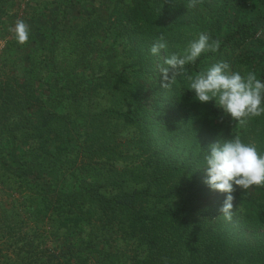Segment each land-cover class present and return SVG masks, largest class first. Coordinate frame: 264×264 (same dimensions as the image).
<instances>
[{
    "label": "trees",
    "instance_id": "trees-1",
    "mask_svg": "<svg viewBox=\"0 0 264 264\" xmlns=\"http://www.w3.org/2000/svg\"><path fill=\"white\" fill-rule=\"evenodd\" d=\"M105 1L106 20L92 8L74 35L46 33L49 61L0 84V264H264V187L232 193L235 227L198 168L233 136L264 152V116L240 126L187 79L223 60L264 80V0ZM201 32L219 48L165 80Z\"/></svg>",
    "mask_w": 264,
    "mask_h": 264
},
{
    "label": "clouds",
    "instance_id": "clouds-1",
    "mask_svg": "<svg viewBox=\"0 0 264 264\" xmlns=\"http://www.w3.org/2000/svg\"><path fill=\"white\" fill-rule=\"evenodd\" d=\"M14 35L19 44L28 41L29 28L25 22L17 21ZM166 48L167 43L161 37L150 51L155 56ZM218 48V41H211L207 33L201 32L181 54L167 56L159 66V72L165 80H169L170 70H173V77L182 75L186 65L195 63L203 53L215 52ZM187 79L188 89L194 91L195 100L200 103L214 100L216 106L240 126L250 118L264 116V80L258 79L255 72L242 75L239 71H232L227 61L221 60ZM198 168L206 169L204 183L211 190L225 194L220 208L225 219H231L232 193L237 187L243 191L253 186L264 187V152L245 143L239 136L212 143Z\"/></svg>",
    "mask_w": 264,
    "mask_h": 264
},
{
    "label": "rangeland",
    "instance_id": "rangeland-1",
    "mask_svg": "<svg viewBox=\"0 0 264 264\" xmlns=\"http://www.w3.org/2000/svg\"><path fill=\"white\" fill-rule=\"evenodd\" d=\"M106 2L105 0H11L5 14L2 15L0 26V84L12 75L34 76L32 60H41L42 64L49 61L47 52L42 51L47 48L45 46H48L47 34L52 31V36L54 35L57 41L58 29L69 27L67 35H74L72 30L82 23V14H88V11L92 8H98L99 11L104 12L102 19L106 20L108 16L107 6H112V2L108 1L107 4ZM17 21L25 22L29 28V39L24 44L17 43L15 39L14 28ZM46 27L47 29H45ZM114 34V30H112L106 34V37H113ZM259 36L264 37V20L261 23ZM101 41V39L97 40L98 43ZM256 44L255 39L248 42V46L251 48ZM86 47L90 49L91 44L86 45ZM59 54L62 59V50H59ZM71 56H73V53L69 51L64 60ZM95 56L94 53L93 58ZM56 59L58 60V57ZM34 107V112L31 115L33 119H37L40 110L37 105ZM10 203L11 199L5 197V204L9 207L11 206ZM227 222L235 227L242 225V221L236 216H231V219H228ZM262 232L261 230L249 228L244 231L246 235L244 238L255 241ZM55 244L58 245L59 243L55 242Z\"/></svg>",
    "mask_w": 264,
    "mask_h": 264
}]
</instances>
